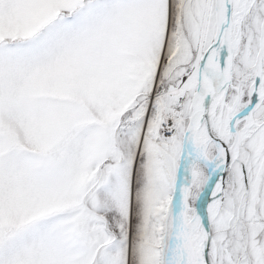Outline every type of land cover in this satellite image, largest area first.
Returning a JSON list of instances; mask_svg holds the SVG:
<instances>
[{"label": "snow or ice", "instance_id": "6c2138e0", "mask_svg": "<svg viewBox=\"0 0 264 264\" xmlns=\"http://www.w3.org/2000/svg\"><path fill=\"white\" fill-rule=\"evenodd\" d=\"M0 264H264V0H0Z\"/></svg>", "mask_w": 264, "mask_h": 264}]
</instances>
